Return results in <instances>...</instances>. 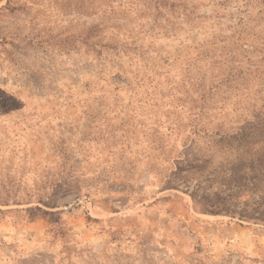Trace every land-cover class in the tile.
<instances>
[{
    "label": "rangeland",
    "instance_id": "obj_1",
    "mask_svg": "<svg viewBox=\"0 0 264 264\" xmlns=\"http://www.w3.org/2000/svg\"><path fill=\"white\" fill-rule=\"evenodd\" d=\"M0 264H264V0H0Z\"/></svg>",
    "mask_w": 264,
    "mask_h": 264
}]
</instances>
